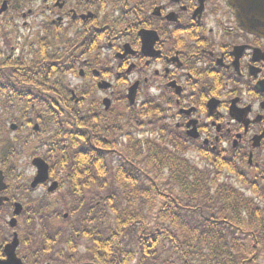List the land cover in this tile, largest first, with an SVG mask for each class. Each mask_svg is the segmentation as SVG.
<instances>
[{
	"label": "flooded vegetation",
	"instance_id": "obj_1",
	"mask_svg": "<svg viewBox=\"0 0 264 264\" xmlns=\"http://www.w3.org/2000/svg\"><path fill=\"white\" fill-rule=\"evenodd\" d=\"M236 1L0 0V39L9 31L18 45L26 38L44 56L30 63L43 62L39 76H31L44 85L31 89L60 111L66 110L56 96H73L77 126H115L103 138L113 157L122 158L119 146L127 144L121 126L131 121L159 126L160 132L169 130L180 142L233 165L250 182L248 187L237 182V197L244 194L264 212V35L252 30L258 28V12L247 26L246 6L237 10L231 4ZM20 20L29 37L17 32ZM23 62L14 59L13 65ZM49 82H60L64 89H53ZM3 177L0 262L8 261V248L20 264L92 263L83 262L81 243L77 258L47 256L42 237L29 236L32 221L23 213L32 200L30 182L18 185ZM241 236L250 248L239 264H260L261 238Z\"/></svg>",
	"mask_w": 264,
	"mask_h": 264
},
{
	"label": "trees",
	"instance_id": "obj_2",
	"mask_svg": "<svg viewBox=\"0 0 264 264\" xmlns=\"http://www.w3.org/2000/svg\"><path fill=\"white\" fill-rule=\"evenodd\" d=\"M31 47L25 38L19 60L44 58ZM23 63L9 65L7 78H0V169L14 177L21 158L41 151L53 178L65 186L57 197H33L23 211L34 229L29 236L42 237L47 256L75 254L84 240L81 258L102 264H239L242 251L233 249L245 240L238 229L264 244V212L220 181L224 172L236 173L233 165L202 153L206 165L197 168L185 158L187 146L175 136L171 141L169 130L168 140L157 126H131L147 127L160 142L127 134L123 157L113 160L103 138L115 126H77L74 97L57 98L66 110L60 111L31 89L44 85L31 76H39L43 62L36 67H30L34 60ZM49 83L64 89L60 82ZM12 123L15 132L8 128ZM35 123L39 130L32 132ZM239 180L250 186L247 179ZM58 246L63 250L54 251Z\"/></svg>",
	"mask_w": 264,
	"mask_h": 264
},
{
	"label": "water",
	"instance_id": "obj_3",
	"mask_svg": "<svg viewBox=\"0 0 264 264\" xmlns=\"http://www.w3.org/2000/svg\"><path fill=\"white\" fill-rule=\"evenodd\" d=\"M234 8L238 10L240 5H245L246 8L242 9L243 20L246 22L247 26L250 23L252 14L254 15V11L258 12V28L256 30L252 29L253 31L259 33L260 35H264V0H238L236 2L231 3ZM4 9V8H3ZM250 29V28H249ZM131 103L133 102V98L130 97ZM11 129L14 130L15 126L11 125ZM36 129V127H35ZM32 165L37 169V174L31 184L32 188H35L38 184L44 183L48 179V166L47 164L41 160L40 158H36L32 160ZM2 172L0 171V184L2 187ZM56 188V183H52L49 187L48 191L52 192ZM20 207L17 205L15 214L20 212ZM6 253L8 255V261L0 262V264H20V262L16 259L14 251L10 253L8 248L6 249Z\"/></svg>",
	"mask_w": 264,
	"mask_h": 264
},
{
	"label": "rangeland",
	"instance_id": "obj_4",
	"mask_svg": "<svg viewBox=\"0 0 264 264\" xmlns=\"http://www.w3.org/2000/svg\"><path fill=\"white\" fill-rule=\"evenodd\" d=\"M20 23H21V20L18 22V23H16V26H15V28H18L19 29V27H20ZM34 27V26H33ZM17 32H19L20 34L19 35H22V34H24V36H22L23 38L24 37H29L28 35L30 34V33H28V32H26V30L25 29H23V28H21L20 27V30H17ZM42 36H44V35H42ZM11 38V37H10ZM20 43L22 42V40L20 39V41H19ZM78 43V41H76V43L75 44H77ZM72 44H74V42H72ZM0 46H1V44H0ZM10 47H13V48H16L17 47V43L14 41V40H11V45H10ZM66 48L67 49H69L70 48V45H69V43L67 44V46H66ZM17 52V51H16ZM22 61V60H21ZM25 62V61H24ZM26 63V62H25ZM14 64V58H12V59H9V60H7V58H6V56H2V57H0V75L1 74H6L7 73V70H8V66L9 65H12V66H15V65H13ZM23 73L24 72H27V71H25V70H21ZM24 81H26L27 82V80L26 79H23ZM76 81V80H75ZM74 81V82H75ZM41 83H42V81H40ZM27 86L30 88L31 87V85H30V82H27ZM60 96H62L61 94H59V96H56L57 98H62V97H60ZM156 142H158L157 140H156ZM37 156H40V155H37ZM185 158L186 159H188L193 165H195L197 168H200V169H203L204 167H205V164L202 162V161H200L201 159L198 157V155L197 154H194V152H193V150H191L190 152H187L186 154H185ZM117 158H113V160H116ZM30 161L31 160H29L28 158H24V159H21V161H20V164H19V167H20V172L23 174V173H25V175H23V176H26V177H32L33 176V174L35 173V170L31 167V165H30ZM226 180H225V178H221V182L223 183V182H225ZM228 181H230V183L232 184V185H234V186H237V184H235V182L234 181H237V180H235V178H232V180H229L228 179ZM19 182H21V181H17L16 182V184H18L19 185ZM22 183V182H21ZM15 183H13V184H10L11 185V187L13 188V186L14 185H16ZM239 187V186H238ZM39 195L38 196H41L42 194L41 193H38ZM260 255H261V253H260ZM261 259L264 261V252L262 253V255H261ZM262 260L260 261V259H259V262H260V264H263L264 262H262Z\"/></svg>",
	"mask_w": 264,
	"mask_h": 264
}]
</instances>
